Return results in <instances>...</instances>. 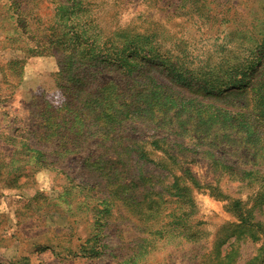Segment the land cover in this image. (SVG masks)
Segmentation results:
<instances>
[{
	"label": "rangeland",
	"instance_id": "rangeland-1",
	"mask_svg": "<svg viewBox=\"0 0 264 264\" xmlns=\"http://www.w3.org/2000/svg\"><path fill=\"white\" fill-rule=\"evenodd\" d=\"M0 264H264V0H0Z\"/></svg>",
	"mask_w": 264,
	"mask_h": 264
}]
</instances>
